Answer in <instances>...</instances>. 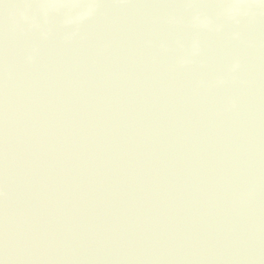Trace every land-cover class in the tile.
<instances>
[{"label":"water","instance_id":"obj_1","mask_svg":"<svg viewBox=\"0 0 264 264\" xmlns=\"http://www.w3.org/2000/svg\"><path fill=\"white\" fill-rule=\"evenodd\" d=\"M0 264H264V0H0Z\"/></svg>","mask_w":264,"mask_h":264}]
</instances>
